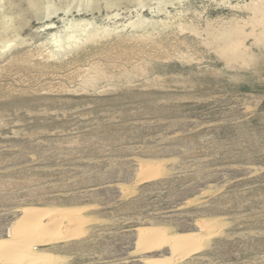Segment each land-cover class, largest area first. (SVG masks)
Instances as JSON below:
<instances>
[{"label":"rangeland","instance_id":"374dc122","mask_svg":"<svg viewBox=\"0 0 264 264\" xmlns=\"http://www.w3.org/2000/svg\"><path fill=\"white\" fill-rule=\"evenodd\" d=\"M38 3L0 0V240L24 207L78 209L32 252L173 260L151 227L198 238L177 264H264V0Z\"/></svg>","mask_w":264,"mask_h":264},{"label":"bare ground","instance_id":"6f19581e","mask_svg":"<svg viewBox=\"0 0 264 264\" xmlns=\"http://www.w3.org/2000/svg\"><path fill=\"white\" fill-rule=\"evenodd\" d=\"M38 2L39 0H33L34 7L38 6ZM36 14L39 16L38 13ZM30 18L31 20H29L27 24L24 22L21 23V26H19L17 31L26 32L28 28L30 30L31 25L35 20H39L34 14H31ZM30 35L38 36L39 33L31 32ZM149 166L141 170L140 175L142 180H148L160 175L161 171H159L158 168ZM77 211L78 209L65 211L59 209H47L43 211L35 207H24L18 219L15 220L12 226L8 229L10 237L0 240V259H3L4 262L9 261L8 263L55 264L54 261H51V256L37 254L35 252L33 253L32 247L34 244H47L50 241L56 242L60 240L62 241V239H71L72 237H76V235L83 233V231L81 232L80 227H76L74 230L70 229L71 231H69L67 229L68 227L63 226V221H59L61 218L66 217L69 219L68 221H78L80 219L82 223L83 220L81 217L77 216L78 213L75 215ZM80 211L81 210L78 212ZM162 231L164 230L151 227H147V229L140 228L137 238L139 248L141 247L144 248V250H150L152 248L160 247L163 244H168L169 246L167 247L171 249L172 254L176 257H174L173 260H170L171 258H163V260L160 259L158 261L157 259H151L148 261V264H177V261H181V259L187 257L191 252H196L200 247V242L197 240L198 238L191 234H176L173 238L166 239L162 235ZM200 241L202 242V240Z\"/></svg>","mask_w":264,"mask_h":264}]
</instances>
